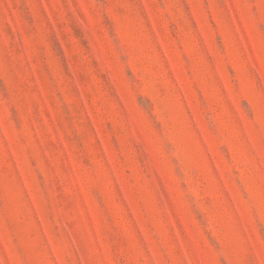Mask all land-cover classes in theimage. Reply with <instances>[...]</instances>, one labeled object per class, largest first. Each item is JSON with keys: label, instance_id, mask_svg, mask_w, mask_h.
<instances>
[{"label": "rangeland", "instance_id": "obj_1", "mask_svg": "<svg viewBox=\"0 0 264 264\" xmlns=\"http://www.w3.org/2000/svg\"><path fill=\"white\" fill-rule=\"evenodd\" d=\"M0 264H264V0H0Z\"/></svg>", "mask_w": 264, "mask_h": 264}]
</instances>
